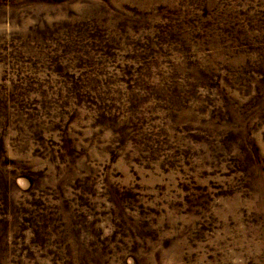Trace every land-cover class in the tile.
I'll return each instance as SVG.
<instances>
[{"label":"rangeland","instance_id":"374dc122","mask_svg":"<svg viewBox=\"0 0 264 264\" xmlns=\"http://www.w3.org/2000/svg\"><path fill=\"white\" fill-rule=\"evenodd\" d=\"M0 264H264V0H0Z\"/></svg>","mask_w":264,"mask_h":264}]
</instances>
